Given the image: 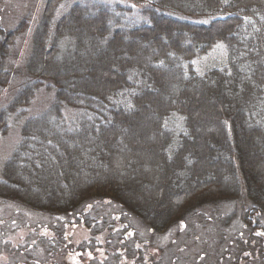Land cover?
I'll return each instance as SVG.
<instances>
[{
    "label": "trees",
    "instance_id": "trees-1",
    "mask_svg": "<svg viewBox=\"0 0 264 264\" xmlns=\"http://www.w3.org/2000/svg\"><path fill=\"white\" fill-rule=\"evenodd\" d=\"M26 22L0 23V137L20 130L0 198L86 222L117 204L157 234L230 200L264 217V0H46L14 67Z\"/></svg>",
    "mask_w": 264,
    "mask_h": 264
},
{
    "label": "rangeland",
    "instance_id": "rangeland-1",
    "mask_svg": "<svg viewBox=\"0 0 264 264\" xmlns=\"http://www.w3.org/2000/svg\"><path fill=\"white\" fill-rule=\"evenodd\" d=\"M45 2L46 0H2L0 3V23L6 29L21 24L27 18L10 44L14 67L21 66L30 51L31 34H34ZM224 52L222 43H216L207 54L196 60V64L200 68L220 64L224 61ZM14 86L13 82L1 92L0 105L12 95ZM50 96V92L45 89L37 90L27 114L39 112L48 103ZM19 137L20 130L17 126L0 137V168ZM249 203L244 198L216 205L208 204L200 210L199 215L190 217L184 227L176 225L164 233L167 235L148 230L133 215H121L117 204H106L97 213H91L99 219V214L102 213L108 218L113 216L114 223L128 222L136 225L143 248L146 250L156 246V250H153L157 252L156 257L159 254L158 259L156 258L158 264H264V217L254 215L255 217H250V221H246L244 209ZM57 216L56 213L40 211L0 198V264H17L18 260L15 259L21 258L22 252L25 253L32 244L34 254L41 255V240L45 233L47 236L52 234L51 229L58 221ZM257 217L259 219L256 221ZM256 226L262 231L256 230ZM143 239L154 243L151 244L153 247H148Z\"/></svg>",
    "mask_w": 264,
    "mask_h": 264
},
{
    "label": "flooded vegetation",
    "instance_id": "flooded-vegetation-1",
    "mask_svg": "<svg viewBox=\"0 0 264 264\" xmlns=\"http://www.w3.org/2000/svg\"><path fill=\"white\" fill-rule=\"evenodd\" d=\"M56 215L58 221L51 227L52 234L45 233L41 240L42 254H34L32 244L25 253L21 251L24 259L21 257L20 264H158L156 246L148 248L154 243L143 239L148 249L143 248L136 225L114 223L111 216L100 215L95 222H86L75 214Z\"/></svg>",
    "mask_w": 264,
    "mask_h": 264
}]
</instances>
